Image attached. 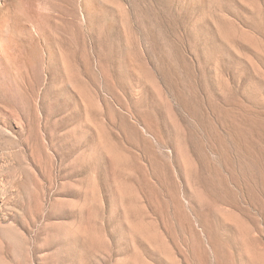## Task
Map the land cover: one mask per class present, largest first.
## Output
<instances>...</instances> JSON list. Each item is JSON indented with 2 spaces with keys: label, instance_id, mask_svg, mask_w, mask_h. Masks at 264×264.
<instances>
[{
  "label": "rangeland",
  "instance_id": "obj_1",
  "mask_svg": "<svg viewBox=\"0 0 264 264\" xmlns=\"http://www.w3.org/2000/svg\"><path fill=\"white\" fill-rule=\"evenodd\" d=\"M0 158V264H257L264 0H0Z\"/></svg>",
  "mask_w": 264,
  "mask_h": 264
},
{
  "label": "bare ground",
  "instance_id": "obj_2",
  "mask_svg": "<svg viewBox=\"0 0 264 264\" xmlns=\"http://www.w3.org/2000/svg\"><path fill=\"white\" fill-rule=\"evenodd\" d=\"M67 79L70 81L71 80V78H69V76L67 77ZM68 81V82H69ZM71 83V82H70ZM76 89H77V87H75ZM78 92H80V90H77ZM81 94V93H80ZM80 98L82 99L81 100V102L83 103V105H84V107L83 108H88V107H90V102H89V100L86 98V96L84 95V96H82V94H81V96H80ZM81 106H82V104H81ZM87 110V109H86ZM88 111V110H87ZM90 122V121H89ZM87 123H88V120H87ZM6 126V125H5ZM94 127V126H93ZM3 129H5L4 127H3ZM6 130V129H5ZM2 131V130H1ZM4 132H6V131H4ZM97 135V144H96V146H95V149H96V151H100L101 153H105L106 152V154H108L109 153V149L110 148H108V146L106 145V143L104 142V140L102 139V137H101V134H96ZM179 156V155H178ZM112 158V157H111ZM0 162H1V158H0ZM2 166V165H1ZM2 168V167H1ZM1 168H0V193L3 191V189L5 188L4 187V185L2 184L3 182V178H2V176H4V175H2L1 174ZM6 190V189H5ZM123 199V198H122ZM1 204V203H0ZM82 207V206H81ZM79 210V209H78ZM1 205H0V218L1 217H3L4 216V213H1ZM124 215V214H123ZM126 216V215H125ZM229 216V215H228ZM230 217V216H229ZM231 218V217H230ZM230 218H227L228 219V221H229V219ZM226 219V218H225ZM224 219V220H225ZM231 219H233V218H231ZM226 221V220H225ZM231 221V220H230ZM234 221V220H233ZM232 223V222H231ZM233 224V223H232ZM84 226V225H83ZM238 226V225H237ZM82 229V228H81ZM236 230H237V228H236ZM77 231V230H76ZM83 231V230H82ZM150 241V240H149ZM154 243V242H153ZM247 247V246H246ZM243 250L245 251V252H247L248 250L245 248V245L243 246ZM243 251V252H244ZM242 252V253H243ZM248 253V258L249 259H251V260H253V261H256L257 262V264H264V255H263V257L261 256V258H262V260H260L261 258H258V257H260V256H256L255 254H250L249 252H247ZM245 254V253H244ZM264 254V253H263ZM248 260V259H247Z\"/></svg>",
  "mask_w": 264,
  "mask_h": 264
}]
</instances>
